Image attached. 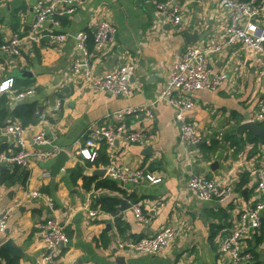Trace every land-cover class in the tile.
I'll return each instance as SVG.
<instances>
[{
	"label": "crops",
	"instance_id": "1",
	"mask_svg": "<svg viewBox=\"0 0 264 264\" xmlns=\"http://www.w3.org/2000/svg\"><path fill=\"white\" fill-rule=\"evenodd\" d=\"M36 1L0 0V42L15 32L24 39L20 57L0 55V83L14 78L11 92L0 95V127L21 121L29 148L36 147L35 133L47 130V147H58L68 159L63 172L54 176L51 166L58 153L29 167L0 166V215L8 213L0 245L10 239L20 253L13 256L0 250V264H39L43 253L39 226L49 216L61 221L68 237L59 246L57 264H222L219 250L224 233L236 226L242 209L260 199L256 168L264 159V123L259 122L261 135L242 126L254 121L264 92L257 74L261 56L239 44L210 54V68L226 71L227 79L216 91L193 93L195 104L189 119L200 136L194 146L180 144L172 108L166 100L156 99L182 50L222 44L230 11L219 8L214 0H177L182 19L173 26L157 8L165 0H85L75 13L59 16V29L50 23L42 25V33L68 34L62 43L47 38L32 42L27 34ZM262 7L260 23L264 25V1ZM103 19L113 23L117 32L104 55L92 51L93 74L101 77L122 63H133L130 96L81 88L72 73L77 55L74 34L86 31L92 48L96 24ZM187 34L195 35V41L187 42ZM17 71H30L32 77H15ZM30 88L33 94L14 99L15 93ZM31 103H35V121L25 122L14 114L19 104ZM137 105H152V118L138 114L125 121L130 129L146 131L150 136L147 144L119 140L112 147L102 145L93 161L75 154L83 147V134L90 125L104 122L115 126L119 122L113 117L115 111ZM36 113L45 116L38 126ZM15 150L10 138L0 132V153ZM107 165L141 168L161 181L131 184L106 174L98 176L96 170ZM199 174L230 186V198L200 200L186 185L190 176ZM30 190L50 196L52 207L30 198ZM120 199L131 206L141 201L147 222L138 221L131 207L121 210ZM158 200L162 205L153 207ZM85 206L96 214L90 216ZM166 226L175 227L177 236L160 254L125 253L117 247L121 239L149 236ZM244 247L264 264V228L260 234L246 237Z\"/></svg>",
	"mask_w": 264,
	"mask_h": 264
},
{
	"label": "built area",
	"instance_id": "2",
	"mask_svg": "<svg viewBox=\"0 0 264 264\" xmlns=\"http://www.w3.org/2000/svg\"><path fill=\"white\" fill-rule=\"evenodd\" d=\"M85 0H37L33 5V17L29 25L27 39L32 42L47 38L56 43H62L68 34L49 31L42 33V25L50 23L59 29L61 22L59 16L75 13ZM219 8L230 11V24L227 27L225 38L220 46H189L182 50L172 65L171 73L165 82L163 89L158 93L156 100H166L173 110L174 121L178 126L179 142L181 145L191 147L200 142V136L189 119V112L194 106L193 93L195 91H216L227 79L226 71H213L209 66V56L219 52L224 47L239 44L244 49L258 53L261 63L258 69V77L264 84V25L260 23L263 13L262 2L264 0H214ZM160 13L167 23L177 26L181 23V7L177 0H165L157 5ZM117 32L116 26L107 21L100 20L95 27L92 36V48L89 46V34L79 30L74 34L77 55L74 57L71 70L79 81L81 88L88 87L95 92H107L111 96H130L133 93L131 78L135 71L133 63H122L109 70L101 77L93 74L92 51L104 55L107 43L114 41ZM22 37L13 33L8 39L0 42V55L20 57ZM14 86V78H7L0 83V95L10 93ZM34 93L33 89H26L15 93L14 99H22ZM144 114L148 119L152 118V105L128 106L114 112L113 117L119 122L115 126L106 123L95 122L88 127L83 134L84 145L75 154L93 161L97 156V150L105 145L112 147L116 141L123 140L128 143L145 145L150 136L142 129H130L125 121L127 117ZM37 126L45 119V116L36 113ZM264 123V92L261 94L254 119ZM0 132L8 136L16 150L14 152L0 153V166L15 165L29 167L32 163L46 161L53 158L60 149L56 146L47 147L50 144L49 133L40 130L33 136L35 148L27 145L26 128L21 121H12L0 127ZM105 174L112 179L123 183L139 184L147 181L156 184L161 181L151 173L141 168H129L117 165L103 167ZM49 177V172L45 173ZM256 191L260 199L249 208L242 209L238 215V221L233 229L224 233L220 243V256L222 264H261L255 259V255L244 247L245 238L252 234H260L264 228V159L256 168ZM187 188L203 201L223 202L230 198L232 188L223 185L215 178L206 175H192L187 180ZM27 195L32 199H40L46 205L52 207L50 196L37 190H30ZM142 202L137 201L132 206L134 217L141 222H147L142 213ZM161 201H156L153 207L158 208ZM85 211L90 216L96 212L85 206ZM8 213L0 215V233L7 227ZM43 241V253L39 264H57L59 246L68 241L64 232V225L56 217L49 216L40 224ZM177 236V230L173 226H166L152 235L137 239H121L117 242L119 250L125 253L157 255L167 249Z\"/></svg>",
	"mask_w": 264,
	"mask_h": 264
},
{
	"label": "water",
	"instance_id": "3",
	"mask_svg": "<svg viewBox=\"0 0 264 264\" xmlns=\"http://www.w3.org/2000/svg\"><path fill=\"white\" fill-rule=\"evenodd\" d=\"M186 36H187V42L195 41V35L187 34ZM20 76L31 78L32 74L30 73V71H17L15 77H20ZM24 101H25V99H23L21 102H24ZM242 127L244 129H249L256 134H259V135L262 134V132H261L262 129L259 126V122L256 120L245 123ZM67 159H68V154L65 151L58 152V154L55 157V161H54L53 165L51 166V171H52L53 176L63 172L62 168H63L64 163ZM96 174L98 176H101V175L105 174V170L104 169H98V170H96ZM120 202H121V210H125V209H128L129 207H131L130 203H127V201L124 199H120ZM0 250H5L13 256H20L18 247H16L10 239L6 240L5 242H3L0 245ZM118 259L120 261H122L123 257H119Z\"/></svg>",
	"mask_w": 264,
	"mask_h": 264
},
{
	"label": "trees",
	"instance_id": "4",
	"mask_svg": "<svg viewBox=\"0 0 264 264\" xmlns=\"http://www.w3.org/2000/svg\"><path fill=\"white\" fill-rule=\"evenodd\" d=\"M2 106L3 107H1L2 108L1 113L2 111L4 112V104H2ZM34 113H35V103L19 104L14 111V114L17 115L18 117H21L25 122L32 121L34 117ZM2 252L3 251H0V253Z\"/></svg>",
	"mask_w": 264,
	"mask_h": 264
}]
</instances>
